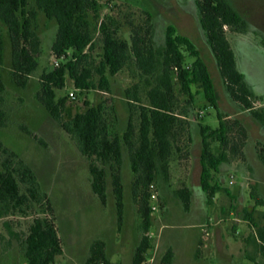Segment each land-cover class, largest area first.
I'll return each mask as SVG.
<instances>
[{
	"label": "trees",
	"instance_id": "obj_1",
	"mask_svg": "<svg viewBox=\"0 0 264 264\" xmlns=\"http://www.w3.org/2000/svg\"><path fill=\"white\" fill-rule=\"evenodd\" d=\"M33 1L37 9L31 8V0H0V94L6 88L2 77L6 66V46L12 58V77L18 86L25 88L36 72L41 38L34 23L38 11L43 12L47 18L56 21L57 31L51 51L60 63L42 73L37 99L88 160L91 189L103 204L108 201L107 176L111 174L119 225L124 213V145L128 148L129 165L135 176L134 193L141 198L140 212L145 232L135 250L132 264H144L151 248V239L147 235L152 226L149 188L155 186L159 174L168 177L173 149L182 148L179 139L187 136L191 141L193 137L188 130L190 121L187 114L176 111V82L191 102L195 99L192 86L197 85L207 102L218 109L219 94L212 73L196 42L181 33L176 24L166 26L164 43L158 45L154 36L153 13L150 11H145L146 18L141 23L127 21L130 27V37L127 39L120 37L123 23L119 17L111 12L101 17L99 0ZM196 5L201 27L229 95L240 104L239 112L249 111L257 120L264 122L261 109L255 107L258 97L238 68L236 54L227 34V28L232 32L245 33L247 20L227 0H196ZM96 29L101 35L103 52L99 63L94 65ZM187 55L195 58L191 65L186 64ZM131 64L144 80L147 100L143 102L142 88L138 83L125 90L124 97L132 109L125 129L119 128V116L106 102L95 105L85 101V111L65 119L67 97H58V91L66 88L68 81L80 92L95 89L110 92V76ZM95 76H98L97 81ZM218 117V128L200 126V184L209 202H213L217 192L223 189L215 181V174L220 173L222 165L231 160V155L246 158L245 147L249 139V130L244 123L234 121L237 133L236 137H232V126L226 117L221 112H218ZM6 118V112L0 107V126L6 125ZM35 137L47 145L40 136ZM215 141L221 146L218 153L212 148ZM256 151L264 164L263 142H257ZM0 153L3 156L0 168V217L28 216L37 210L25 232L10 230V234L20 246L28 264H56L57 257L63 253V246L57 226L50 217L47 193L34 169L2 141ZM257 187L253 185L250 193L255 201L253 208L245 207L243 211L244 219L252 228L247 242L264 255V223L254 218L255 209L264 206V197ZM225 191L232 198V208H236L238 198L229 189ZM176 194L185 210L189 211L192 189L186 185ZM6 225L10 227L8 222ZM105 247L104 241L97 240L91 247L86 264H109ZM172 256V251H168L160 264H172Z\"/></svg>",
	"mask_w": 264,
	"mask_h": 264
},
{
	"label": "rangeland",
	"instance_id": "obj_2",
	"mask_svg": "<svg viewBox=\"0 0 264 264\" xmlns=\"http://www.w3.org/2000/svg\"><path fill=\"white\" fill-rule=\"evenodd\" d=\"M100 15L111 12L122 20L121 38L130 37L127 21L141 23L146 18L145 11L153 13L155 41L162 45L165 29L174 23L183 34L193 38L208 64L219 94V108L211 106L197 85L192 86L194 101L180 91L176 82L178 113L187 114L190 121L188 130L192 135L179 139L181 149H173L170 157L168 177L159 174L155 187L149 193L152 208V226L147 235L151 248L144 264H160L168 251H172V264H264V255L253 248L243 249L244 258L238 257L243 233L251 228L244 219L243 209L254 205L250 193L257 185L259 194L264 197V164L257 154V142L264 143V128L251 112H239L240 104L228 93L221 77L216 59L206 40L200 24V13L196 0H99ZM248 22L245 33L232 32L227 28L228 38L236 54L237 65L244 73L249 86L256 94L255 107L264 115V0H227ZM31 8L37 9L33 0ZM34 28L41 38L39 66L28 85L18 86L12 77L10 49L4 50L5 67L2 77L6 88L0 94V107L6 112L5 126H0V141L15 151L36 172L43 190L48 195L49 213L54 220L63 253L56 264H86L92 245L97 240L106 243L105 251L109 264H132L135 250L145 234L140 212L141 198L134 193L135 176L130 169V154L124 145V213L122 224L113 194L112 177L109 173L108 201L103 204L91 189L89 162L81 154L76 142L37 99L40 90V77L45 70L53 68L54 55L51 51L56 36L57 24L38 11ZM94 65H97L103 52V43L98 29L94 31ZM7 45V41L6 44ZM195 58L187 55L186 64L191 65ZM111 91L100 89L80 92L71 81L66 88L58 91V97H67L65 119L86 110L85 101L91 104L106 102L119 116V128L125 129L132 109L124 97L128 87L138 83L141 97L146 102V88L143 78L130 65L114 76H110ZM98 80V76H95ZM74 92V96L71 93ZM218 112L226 117L232 126L231 136L236 137L235 120L244 123L249 130L247 141L248 159L231 155L228 164L215 174L222 190L217 192L213 202L202 190L200 174L201 135L200 126L219 127ZM138 115V112H135ZM138 124V123H137ZM264 124V123H263ZM25 127V128H24ZM35 135L46 143L42 144ZM215 153L220 152V143L212 145ZM3 156L0 153V168ZM233 181V184L230 183ZM244 183V185H243ZM192 189V204L185 210L176 192L184 186ZM237 194L236 208H232V198L225 189ZM38 211L31 215H8L0 217V264H28L20 246L10 234L25 232ZM254 218L264 223V207H259ZM10 224V227L6 223ZM239 231V233H237ZM259 252V254H258ZM232 253V254H231Z\"/></svg>",
	"mask_w": 264,
	"mask_h": 264
},
{
	"label": "crops",
	"instance_id": "obj_3",
	"mask_svg": "<svg viewBox=\"0 0 264 264\" xmlns=\"http://www.w3.org/2000/svg\"><path fill=\"white\" fill-rule=\"evenodd\" d=\"M264 104V103H263ZM262 106H264V105H262ZM259 121V120H258ZM260 123H258V124H260L263 128H264V122H261V121H259ZM250 140V137H249V139H248V141ZM245 153H246V159H248V150L245 148ZM226 164H228V162L227 163H224L223 165H222V167L224 166V165H226ZM221 167V168H222ZM243 185H244V183H243ZM240 191H237V192H232L236 197H237V194L239 193ZM216 197V196H215ZM238 198V197H237ZM215 199V198H214ZM253 206L254 205H249V207L250 208H253ZM259 207H264V206H258L256 209H255V212H256V210L259 208ZM254 212V213H255ZM251 231H252V228H250L249 230H248V232L247 233H243L244 234V236L242 237V241H241V244H240V246L242 247L240 250H239V252H238V257H242V258H244V257H246V255L245 254H243V249L245 250V249H249V248H253V251L255 252V246L254 245H250V244H248V242H247V238H248V236H249V234L251 233ZM237 233H239V231H237ZM232 254V253H231ZM258 254H259V252H258Z\"/></svg>",
	"mask_w": 264,
	"mask_h": 264
},
{
	"label": "built area",
	"instance_id": "obj_4",
	"mask_svg": "<svg viewBox=\"0 0 264 264\" xmlns=\"http://www.w3.org/2000/svg\"><path fill=\"white\" fill-rule=\"evenodd\" d=\"M53 62H54V65H55V66H58L59 63H60V60H59L58 58H54V61H53ZM74 94H75L74 92L71 93L72 96H74ZM230 183L233 184V181H230ZM154 187H155L154 185H151V188H154ZM151 196H152L153 198H156V193H152ZM152 208L155 209L156 207L153 206ZM101 264H105V262H101Z\"/></svg>",
	"mask_w": 264,
	"mask_h": 264
}]
</instances>
